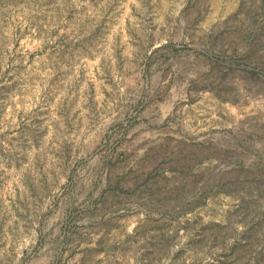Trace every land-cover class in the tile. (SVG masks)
<instances>
[{
  "label": "rangeland",
  "instance_id": "rangeland-1",
  "mask_svg": "<svg viewBox=\"0 0 264 264\" xmlns=\"http://www.w3.org/2000/svg\"><path fill=\"white\" fill-rule=\"evenodd\" d=\"M0 264H264V0H0Z\"/></svg>",
  "mask_w": 264,
  "mask_h": 264
}]
</instances>
